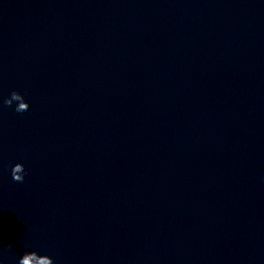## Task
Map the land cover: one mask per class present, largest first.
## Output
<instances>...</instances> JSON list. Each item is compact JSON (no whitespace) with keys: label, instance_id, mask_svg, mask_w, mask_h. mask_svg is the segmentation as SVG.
<instances>
[{"label":"water","instance_id":"95a60500","mask_svg":"<svg viewBox=\"0 0 264 264\" xmlns=\"http://www.w3.org/2000/svg\"><path fill=\"white\" fill-rule=\"evenodd\" d=\"M25 254L264 264V0H0V264Z\"/></svg>","mask_w":264,"mask_h":264},{"label":"clouds","instance_id":"9594fccd","mask_svg":"<svg viewBox=\"0 0 264 264\" xmlns=\"http://www.w3.org/2000/svg\"><path fill=\"white\" fill-rule=\"evenodd\" d=\"M17 96H20L19 94H17L16 92H13L11 94V97L15 98ZM27 105V107H24V106H21V107H17L16 108V111L17 112H24V111H27L28 110V104L25 103ZM5 105L7 106H11V102L6 100L5 101ZM16 169H17V165L12 169V177H13V180L16 181V182H19V183H23V180H24V177L23 175H17L16 174ZM24 172V171H23ZM32 254V253H30ZM30 254H25L20 260H19V264H26V257L29 256Z\"/></svg>","mask_w":264,"mask_h":264}]
</instances>
